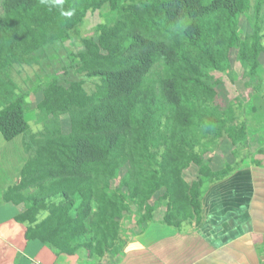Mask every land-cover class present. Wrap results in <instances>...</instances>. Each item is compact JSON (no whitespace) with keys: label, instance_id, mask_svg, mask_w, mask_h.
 <instances>
[{"label":"trees","instance_id":"trees-1","mask_svg":"<svg viewBox=\"0 0 264 264\" xmlns=\"http://www.w3.org/2000/svg\"><path fill=\"white\" fill-rule=\"evenodd\" d=\"M50 1L0 0V133L11 141L29 131V159L4 200L23 207L16 220L26 241L57 255L83 249L101 259L133 212L147 225L164 204L168 226L200 224L203 186L249 164L242 159L213 168L208 156L220 140L252 155L248 127L223 107L212 73L230 70V51L238 45L247 78L257 76L263 0H58L71 4L81 22L106 10L75 58L76 73L99 82L91 91L84 80L47 84L36 105L43 125L37 134L22 98H14L18 85L10 70L36 61L25 45ZM251 13L253 29L243 37L240 19ZM260 160L250 163L262 166ZM190 168L196 176L188 182Z\"/></svg>","mask_w":264,"mask_h":264},{"label":"crops","instance_id":"crops-1","mask_svg":"<svg viewBox=\"0 0 264 264\" xmlns=\"http://www.w3.org/2000/svg\"><path fill=\"white\" fill-rule=\"evenodd\" d=\"M28 159L23 135L6 141L0 133V264H264V166L249 163L223 181L206 183L200 224L168 226L164 204L147 225L135 214L125 217L115 248L99 259L83 249L57 255L37 240L26 241V228L16 220L23 207L4 195L19 184Z\"/></svg>","mask_w":264,"mask_h":264},{"label":"rangeland","instance_id":"rangeland-1","mask_svg":"<svg viewBox=\"0 0 264 264\" xmlns=\"http://www.w3.org/2000/svg\"><path fill=\"white\" fill-rule=\"evenodd\" d=\"M257 0H253L255 4ZM106 10L89 12L84 22H81L76 9L69 3L51 0L46 8V18L37 25L31 26L30 38L26 43V54L29 57L37 56L30 65L16 66L10 70L12 79L18 89L14 98H22L26 121L31 133L42 131L43 125L39 121V112L33 107L36 99L41 97L42 89L53 79H61L63 83L72 80H84L76 73V55L81 50V39L87 35L96 36L98 27L105 22ZM253 14L240 19V30L243 37L249 35L253 29ZM260 21L264 32V0L260 12ZM231 68L227 73H212L213 81H220L217 87L220 102L225 109L230 108L236 115L237 121L245 122L248 127V152L231 144L227 137L220 140L219 147L208 158L214 168L224 166L227 162H251L252 158L261 159L264 166V56L260 58L261 66L256 77L247 78L240 62L239 46L230 51ZM94 81L84 80L87 91L94 89ZM63 130L69 131L67 117H62ZM24 143L29 141V131L23 134ZM237 159V160H236ZM210 161V162H211ZM245 165V164H244ZM190 168L184 173L187 180L195 173ZM134 209V208H133ZM131 213L129 217H134ZM133 221V220H132Z\"/></svg>","mask_w":264,"mask_h":264}]
</instances>
